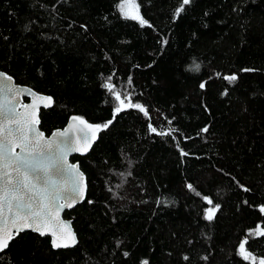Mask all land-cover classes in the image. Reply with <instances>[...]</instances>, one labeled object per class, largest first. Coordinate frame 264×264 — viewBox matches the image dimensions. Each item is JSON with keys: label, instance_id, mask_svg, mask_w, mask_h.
I'll return each mask as SVG.
<instances>
[{"label": "trees", "instance_id": "16d2710c", "mask_svg": "<svg viewBox=\"0 0 264 264\" xmlns=\"http://www.w3.org/2000/svg\"><path fill=\"white\" fill-rule=\"evenodd\" d=\"M120 2L0 0V71L53 99L40 130L111 121L71 159L87 184L64 213L77 245L20 233L0 264H253L242 241L264 259V0H190L178 16L182 0H136L144 26ZM113 93L148 116L113 118Z\"/></svg>", "mask_w": 264, "mask_h": 264}, {"label": "snow or ice", "instance_id": "6c2138e0", "mask_svg": "<svg viewBox=\"0 0 264 264\" xmlns=\"http://www.w3.org/2000/svg\"><path fill=\"white\" fill-rule=\"evenodd\" d=\"M190 0H182L176 9L175 15L183 11V6ZM119 11L125 19L137 20L141 26L147 24L139 14V5L136 0H121ZM199 66H195L198 70ZM4 79L11 81V77ZM224 79L234 81L235 75L226 76ZM131 80L129 79V84ZM109 91L112 88L106 85ZM204 85L201 84V88ZM5 89H0V92ZM13 97H18L20 90L11 87L6 89ZM119 102L115 108V114L127 108H135L148 116L147 109L141 104H133L129 97L128 103L121 99L119 93H113ZM33 100L30 105H24V111H18L17 103L8 97L0 98V252L9 247L10 241L25 229H31L41 236L50 235L54 248H67L75 244V234L71 231L70 223L60 219L59 213L64 208H71L78 199H83L86 190L84 174L79 166L69 164L67 157L70 152H86L91 143L87 137L83 142H75L69 136L75 125H69L67 129L53 134V139H45L38 125V112L41 105L50 107L52 98L36 93H31ZM39 102V103H38ZM79 125L89 129L95 138L96 132L107 128L111 121L104 125H91L80 117H73ZM169 123H171L169 121ZM149 130L159 135H167L166 132H157V129L149 124ZM207 128L202 131L207 132ZM19 151H15V149ZM184 154V153H182ZM192 189L191 185H188ZM247 191V189H245ZM207 203L212 204L210 198L205 197ZM62 201V202H61ZM219 206L206 210L205 219L212 220ZM264 213V207L260 209ZM255 235L264 236V230L259 226L254 231ZM239 245V253L245 259H251L255 264V257L246 251L245 244ZM187 259V257H185ZM206 259V257H205ZM143 264H148L144 261ZM264 264V259L259 261Z\"/></svg>", "mask_w": 264, "mask_h": 264}, {"label": "water", "instance_id": "95a60500", "mask_svg": "<svg viewBox=\"0 0 264 264\" xmlns=\"http://www.w3.org/2000/svg\"><path fill=\"white\" fill-rule=\"evenodd\" d=\"M0 73H3L5 76H8L10 77L7 73L5 72H2L0 71ZM12 78V77H11ZM8 87H11L13 88L14 90H20L21 94L18 96V97H13V94L12 93H9L6 91V89ZM0 89H5V91L3 92H0V98H3V97H8L10 99H14V102H18L17 103V109L18 111H21L23 112L24 111V105H30L32 103V100H33V97L31 95V93H36L37 95H42V96H47V97H51V96H48V95H44V94H40V93H37L35 92L34 90H32L31 88L29 87H26V86H22V85H18L15 83V81L13 80V78L11 79V81H8L6 79H4V76H0ZM52 98V97H51ZM39 103V102H38ZM53 105V99H52V104L50 107H43L41 105V107L39 108V111L41 110H47V109H50ZM38 120H39V112H38ZM73 117H79V116H71L66 124L64 125L63 128L61 129H57V130H54L53 132H51V134L49 135H46L43 131L40 130L39 128V124H40V121L38 123V125H36V127L38 128V130L42 133H44V137L45 139H53V134L56 133V132H61V131H64L65 129H67L69 127V125H75V127L73 128V130L71 132H69V136L73 138V140L75 142H83V140L85 139V137H87L88 141L91 143V147L86 151V152H78V151H72L69 153L68 157H67V161L69 164H75V165H78L79 166V163L78 162H72L71 159L74 158V157H85L86 155L89 154V152L91 151L92 147L95 145L97 139H98V136H99V133L101 130H99L98 132H96L95 134V138L93 139V134L92 132L87 129L86 127H84L83 125H79L76 121L73 120ZM82 118V117H80ZM86 123L88 124H91V125H95V124H92L90 122H88L86 119L82 118ZM15 151H19V149H15ZM79 170L80 172L81 169H80V166H79ZM83 173V172H82ZM84 174V173H83ZM84 180H85V185H86V190L84 192V197L83 199H78L77 202L71 207V208H64L60 213H59V216H60V219L66 223H70V228H71V231L75 234V244L71 247H67V248H54L52 247V244H51V236L50 235H45V236H41L39 233L37 232H34L32 231L31 229H25L24 231L20 232V233H26V232H30V233H33L35 235H38L39 237L41 238H45L47 237L49 239V244H50V247L52 248V250L54 251H58V250H66V249H71V248H74L77 243H78V239H77V235L73 229V226H72V221L69 220V219H65L64 218V213L65 212H69V211H72L76 206L80 205L81 203H83L85 201V198H86V192H87V184H86V177L84 175ZM62 202V201H61ZM19 233V234H20ZM11 242V241H10ZM10 244V243H9ZM6 250V249H5ZM3 252V251H2ZM1 253V252H0Z\"/></svg>", "mask_w": 264, "mask_h": 264}, {"label": "rangeland", "instance_id": "374dc122", "mask_svg": "<svg viewBox=\"0 0 264 264\" xmlns=\"http://www.w3.org/2000/svg\"><path fill=\"white\" fill-rule=\"evenodd\" d=\"M121 3V2H120ZM119 3V4H120ZM137 3V2H136ZM117 9H118V11H119V8H118V6H117ZM119 13H120V15L122 16V17H124L122 14H121V12L119 11ZM139 14H140V12H139ZM131 20H133V19H131ZM134 21H136V22H138L137 20H134ZM139 23V22H138ZM140 24V23H139ZM121 99L122 100H125V103H128V100L126 99V98H123V97H121ZM117 101V100H116ZM118 104H119V102L117 101V106H118ZM206 201V200H205ZM207 204H209V203H207ZM209 208H212V207H208L207 209H209ZM206 209V210H207ZM205 214H206V211H205ZM262 230V229H261ZM257 236H259V235H257ZM242 242H244V241H242ZM240 245V244H239ZM238 254H239V256L241 257V258H243L241 255H240V253H239V246H238ZM244 259V258H243ZM260 260H262V259H258V258H255V264H259V261ZM247 261H250L251 263H253V261L251 260V259H249V260H247Z\"/></svg>", "mask_w": 264, "mask_h": 264}]
</instances>
